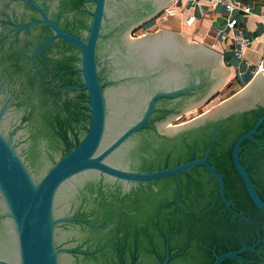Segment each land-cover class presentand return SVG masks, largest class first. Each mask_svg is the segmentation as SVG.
<instances>
[{"label": "flooded vegetation", "instance_id": "1", "mask_svg": "<svg viewBox=\"0 0 264 264\" xmlns=\"http://www.w3.org/2000/svg\"><path fill=\"white\" fill-rule=\"evenodd\" d=\"M81 1L87 0H40L51 17H57L61 25L74 26L77 32L89 21L85 12L87 3L80 4ZM32 9L27 3L0 4V109L6 106L0 117V129L12 135L18 151L35 162L51 150L60 153L63 149L60 132L73 143L79 141L85 133L87 110L82 90H60L64 84L80 78L74 70L78 65L75 48L56 38L31 56L39 43L51 35V29L43 24L15 26L18 17L27 20L34 16ZM153 9V0L105 1L102 23L105 35L97 45V52L104 57L98 69L100 78L110 81L105 86L107 117L101 143L104 147L139 119L155 91L190 85L205 76V71H198L192 64L186 51L187 41L181 37L178 51L171 50L168 42H155L147 49L155 51L156 57L144 58L139 37L161 30L171 33L168 28L147 25L158 17L151 14ZM143 13L146 17L139 20ZM68 67H73V71L65 73ZM218 91L195 106L196 112L188 116L193 110H184L176 116H170L169 112L184 107L191 94L155 100L148 124L125 137L108 153L107 161L123 169L145 170L183 161L191 155L201 156L211 140V127L216 124L218 138L208 161L224 174L229 189L227 199L233 207L252 213V204L228 157L231 140L249 118L243 112L231 111L215 114L200 129L187 126L217 104L209 102ZM206 104L208 107L201 109ZM256 112L252 110L251 115ZM248 149L239 158L259 191L264 192V145H251ZM187 173L139 182L91 169L66 181L58 191L56 208L59 215L74 220L63 224L59 244L89 253L75 252L65 258V264H157L164 255L166 236L172 255L168 264H211L212 246L219 253L237 248L240 237L256 236L255 224L241 222L237 215L223 208L214 194L216 179L202 165ZM256 220L262 235L264 215L258 214ZM175 228L176 231L170 232ZM260 247H264V242ZM0 259L10 262L15 259L13 235L3 219ZM221 264L240 263L228 258Z\"/></svg>", "mask_w": 264, "mask_h": 264}, {"label": "water", "instance_id": "2", "mask_svg": "<svg viewBox=\"0 0 264 264\" xmlns=\"http://www.w3.org/2000/svg\"><path fill=\"white\" fill-rule=\"evenodd\" d=\"M105 1L80 2V4L87 3L85 12L89 21L82 31L78 29L77 32L74 31V26L67 27L66 23L61 25L57 17H51L46 5L40 0H0V4L27 3L33 8L32 11L35 15L30 19L23 20V17H18L15 24L17 28L43 24L51 29V35L39 43L31 56L37 51H42L50 41L56 38L62 39L77 50L78 65L74 67V70L78 71L80 78L76 82L64 84L60 90L68 88L82 90L87 110L85 133L81 139L73 143L64 132H60L58 135L63 148L60 153L51 150L50 153L47 152L39 156L35 162L28 159L25 152L24 154L18 151L12 135L4 134L0 129V220L7 221L15 247L14 261L0 259V262L3 264H65L66 259L72 257L75 252L89 253L88 250L79 247L59 244V235L64 231L63 224L74 220V217L59 215L56 208V197L64 183L80 172L92 169L125 180L145 182L169 175L177 176L179 173L188 174V170L202 165L216 179L214 194L218 200H221L223 208H227L233 215H237L241 222L255 224L254 233L256 236L252 239L240 237L237 248H226L218 253L215 246H212L210 248L213 257L211 264H221L228 258H233L240 264H264V247H260V244L264 242V233L260 235L256 226L258 214L264 215V192L259 191L250 177L247 167L242 164L243 160L239 158V154L243 153L246 148L248 151L251 145L257 147L264 145V57L261 67L238 91L187 124L192 129H200L215 114L221 115L231 111L243 112L245 118H249V122L245 121L242 129L231 140L228 157L252 204V213H250L248 209L237 211L233 207V203L227 199L229 189L226 186L224 174L208 161L209 153L218 138L214 128L216 124L211 127L213 131L211 140L201 156L191 155L190 158L183 161L173 164L164 163L157 167L150 166L145 170L123 169L107 161L108 153L125 137L148 124V118L155 110V100L161 97L174 98L188 93L191 94L188 103L184 107L170 111L169 115L176 116L184 110H195V106L216 92L228 78V68L223 67L221 56L213 49L197 42L187 41L186 51L191 56L192 64L198 71H205V76L200 77L197 81L193 80L190 85L155 91L149 97L147 106L139 119L129 125L113 143L104 147L101 143L107 117L105 86L110 84V81L100 78L98 69L104 57L103 54L97 52V45L100 37L105 35L102 32ZM153 1L155 9L151 14L154 13L157 17L168 0ZM143 17H146V14L139 20ZM180 37L174 31L169 34L162 30L155 31L139 37V49L145 56L144 58L154 59L157 54L151 48V50L147 49L149 46L154 45L155 42L156 44L168 42L171 50L178 51L181 45L182 37ZM68 68L64 69L65 73L73 71V67ZM57 91H59V87L55 88V92ZM5 108L6 106L1 107L0 117ZM254 109L257 112L251 115V111ZM175 201H177V196ZM176 230V228L171 229L170 232ZM167 240L168 236H166L164 255L159 257L157 264H168L171 259L172 255ZM94 251L97 249L92 252Z\"/></svg>", "mask_w": 264, "mask_h": 264}, {"label": "crops", "instance_id": "3", "mask_svg": "<svg viewBox=\"0 0 264 264\" xmlns=\"http://www.w3.org/2000/svg\"><path fill=\"white\" fill-rule=\"evenodd\" d=\"M226 1L233 5L230 11ZM166 4L172 5L175 12L158 16L154 24L178 33L186 41L213 49L221 56V64L228 68L226 90L240 89L259 69L264 57V0H168ZM231 14L238 20L233 28L227 26ZM238 32L250 39L242 56L234 53Z\"/></svg>", "mask_w": 264, "mask_h": 264}, {"label": "built area", "instance_id": "4", "mask_svg": "<svg viewBox=\"0 0 264 264\" xmlns=\"http://www.w3.org/2000/svg\"><path fill=\"white\" fill-rule=\"evenodd\" d=\"M215 1H223V0H211V2H215ZM226 7L230 11L232 9L233 5L230 1H226ZM174 12H175L174 7H172V5H170V4H166V5H164L160 15L166 16V15L173 14ZM237 23H238V20H237L236 16H234L232 14L229 15L228 20H227V26L230 28H233L237 25ZM249 42H250V39L248 36L244 35L241 32L236 33L235 45H234L235 55L242 56L243 50L249 44ZM260 67H261V65L258 66V68H260Z\"/></svg>", "mask_w": 264, "mask_h": 264}, {"label": "rangeland", "instance_id": "5", "mask_svg": "<svg viewBox=\"0 0 264 264\" xmlns=\"http://www.w3.org/2000/svg\"><path fill=\"white\" fill-rule=\"evenodd\" d=\"M153 21H150L149 23H147V25L150 27V28H153V27H155L156 26V24H154L155 22H153V24H151ZM226 81H224V83H222V85L218 88V95L212 100V102H209V104H211V103H213V102H216V103H218V100L220 99V100H222L223 98H225V97H227L232 91H234V89L235 88H231V89H229V90H226L225 89V86H226V83H225ZM208 107V105L206 104L205 106H203L201 109H203V108H207ZM199 110V109H198ZM196 112V109L195 110H193V111H190L189 113H187V116L188 115H191V114H193V113H195Z\"/></svg>", "mask_w": 264, "mask_h": 264}]
</instances>
